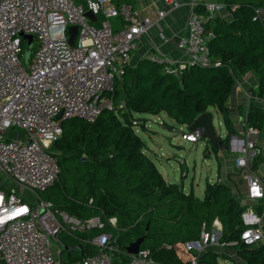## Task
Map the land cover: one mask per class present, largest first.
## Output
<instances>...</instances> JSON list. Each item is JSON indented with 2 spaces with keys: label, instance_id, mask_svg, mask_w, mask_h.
<instances>
[{
  "label": "built area",
  "instance_id": "2783aa9c",
  "mask_svg": "<svg viewBox=\"0 0 264 264\" xmlns=\"http://www.w3.org/2000/svg\"><path fill=\"white\" fill-rule=\"evenodd\" d=\"M134 1L138 0H0V264H61L65 243L58 235L89 229L98 230L84 240L95 246V252L71 264L120 261L113 253L115 238L104 229V220L78 218L38 193L50 187L60 173L50 146L62 132V120L77 117L91 123L103 110L114 107L110 93L115 81L131 64L138 38L152 26L151 18L142 15ZM163 2L173 9L180 6L176 0ZM188 4L186 31L177 41L182 57L148 56L164 63V73L178 77L191 64L212 63L208 44L214 34L206 30L204 21L224 7L218 0H189ZM197 5L204 14L194 10ZM87 11L95 15L94 20ZM166 13L162 8L158 16ZM262 13V8H256L254 15ZM115 18L120 19V28L111 22ZM70 26H77L74 45L68 41ZM24 35L32 36L30 46ZM25 51L31 55L26 67ZM245 98L248 104H264V95L251 90ZM244 125L243 136L232 135L228 147L236 154L235 166L245 180L248 203L241 213L240 241L253 246L264 242V184L252 169L258 129ZM203 135L202 127L179 131L188 143L198 142ZM107 223L115 226L116 218ZM221 229L215 219L211 228L201 230L199 240L183 243L189 264H197L196 253L223 246ZM124 255L128 258L125 264L150 262L148 250L139 248L136 254L125 250Z\"/></svg>",
  "mask_w": 264,
  "mask_h": 264
},
{
  "label": "trees",
  "instance_id": "16d2710c",
  "mask_svg": "<svg viewBox=\"0 0 264 264\" xmlns=\"http://www.w3.org/2000/svg\"><path fill=\"white\" fill-rule=\"evenodd\" d=\"M222 2L228 10L236 7L229 18L217 14L204 21L206 30L214 34L208 44L210 65L191 64L178 77L164 73V63L142 57L124 68L110 93L112 99L121 98L124 107L105 109L91 123L66 118L61 122V134L51 143L50 152L59 156L60 173L42 192L55 207L71 215L104 220V229L115 238L113 253L119 257L118 264L127 262L125 247L139 237H143L140 249L149 251V264H189L183 243L199 240L201 230L211 228L215 219L222 226L219 241L224 249L233 248L246 264H264V242L246 246L240 241L244 228L241 213L247 205L238 200L230 184L206 181L199 197L186 193L182 182L165 180L144 152V140L130 116L132 112H165L176 124L189 129L199 114L215 108L228 129L218 141L226 145L224 140L234 132L228 106L234 80L253 71L258 76L255 94L264 95V16L254 15L256 8L264 9V0ZM194 10L205 13L200 5ZM30 56L23 60L28 62ZM244 122L261 129L263 107L250 102ZM176 124L171 126L176 128ZM215 147L219 148L218 143ZM256 155L252 169L262 161L260 154ZM111 217L116 218L115 226L107 223ZM97 233L95 229L73 231L71 239L64 241L65 248L75 245L80 249L64 248L61 264L95 252V246L84 240ZM215 248L196 253L197 264H219L220 258L228 261L227 252ZM73 252L76 257L71 258Z\"/></svg>",
  "mask_w": 264,
  "mask_h": 264
},
{
  "label": "rangeland",
  "instance_id": "374dc122",
  "mask_svg": "<svg viewBox=\"0 0 264 264\" xmlns=\"http://www.w3.org/2000/svg\"><path fill=\"white\" fill-rule=\"evenodd\" d=\"M218 1L223 3L222 0ZM223 12L226 15L229 13L231 14V10H228L225 7L220 9L217 14ZM261 15L264 16V9ZM113 21L114 19H111V22ZM118 27L120 28L121 24H119ZM36 43V40H34L33 46H35ZM25 56H27V51L24 52V57ZM26 62L23 60L25 67ZM250 74H252L253 77L248 78V82L245 80L246 76L241 78L242 74H240L241 76L239 75L234 80L233 90H237L238 87H241V79H244V82L246 81L245 86L250 84V87L245 90L257 92L256 84L258 76L253 71H250ZM119 79L120 77L117 78V80ZM254 83L256 84L254 85ZM116 105L124 107L123 100L117 97L116 99H113V106ZM208 112L212 114L214 131L222 134L226 129L222 114L215 108H209ZM130 116L133 122L136 123L135 131L144 140V152L154 161L162 176L169 182H182L186 192L191 191L196 196H203L206 179L215 178V173L217 171V162L215 156L212 155L210 150L216 154L219 151V148L215 147V145L211 146L210 143L206 146V143L203 140H200L197 143H188L183 141L179 136L180 130L175 129V127L170 125L174 123V121H172L171 118L164 112H160L159 114L132 112ZM178 127L179 124H176V128ZM17 130L18 129L14 130V132H17ZM224 142L228 145L229 138L225 139ZM208 152L211 154L207 155ZM58 154L61 153L59 152ZM56 158H59V156H56ZM225 183L230 184L234 194L241 203L248 204L244 196L245 180L243 179L240 171L237 170L234 175H228V180H225ZM197 185H199V187ZM38 194L40 198L48 199L45 192H39ZM30 197H32V195ZM58 238L61 241L71 239V237L65 234V232L60 233ZM54 244H56V242H54ZM215 249L219 251L224 248L219 246ZM224 251L227 252L230 258L228 261L220 258L219 264H246L240 257H237L236 251L233 248L226 247ZM74 253L75 252H73V254ZM74 257H76L75 254L71 256V258Z\"/></svg>",
  "mask_w": 264,
  "mask_h": 264
},
{
  "label": "crops",
  "instance_id": "0c3cea01",
  "mask_svg": "<svg viewBox=\"0 0 264 264\" xmlns=\"http://www.w3.org/2000/svg\"><path fill=\"white\" fill-rule=\"evenodd\" d=\"M176 1L180 3V6L174 9L170 5H165L163 0H138L133 2L135 6L139 7L140 13L142 15L151 18L152 26L150 27L147 34H143L138 38L136 48L131 53V64L136 63L142 57L151 55H164L173 59L182 57V53L177 48V41L180 36L185 34L186 20L190 8L188 4L189 0ZM162 8L167 9V13L164 17H159L158 11ZM219 14H222L227 18L231 16L230 13L228 15H226L224 12ZM119 23L120 19L115 18L113 21V25L117 26L119 25ZM159 33L163 34V38L159 37ZM245 76L247 78H245L247 82L249 80L248 78L253 77V75L250 74V71L242 74L241 78ZM245 82L244 79H241V87H238L237 90H232V93L228 99V106L230 108L229 117L234 129V132H232L228 137L229 140L232 135L243 136V133L245 131L244 118L247 114L249 106L245 98V92L248 90L245 89H248V87H250V84H248V86H245ZM255 84L256 83H254V85ZM256 104L261 105L264 111V104ZM185 127V125H179V127L175 129L185 130ZM227 133L228 129L226 127L225 131L222 134L218 132L217 135L223 138L227 135ZM255 138L257 154H260V158L262 161L258 165V167L253 170H255L260 175L261 180L264 184V125L261 129H258V133L257 135H255ZM201 140L206 143V146L209 143L211 144V146L213 145L211 141L204 136ZM210 152L215 156L217 162V171L215 173V178H207L206 181H220L225 183V180H228V175H234V173L237 171L235 166L236 154L230 150L228 145H226V148H219V151L216 154L212 152V150H210ZM210 152H208L207 155L211 154ZM197 186L199 187V185Z\"/></svg>",
  "mask_w": 264,
  "mask_h": 264
},
{
  "label": "water",
  "instance_id": "95a60500",
  "mask_svg": "<svg viewBox=\"0 0 264 264\" xmlns=\"http://www.w3.org/2000/svg\"><path fill=\"white\" fill-rule=\"evenodd\" d=\"M118 1V0H116ZM86 15L94 20L95 15L91 11H87ZM68 34L69 38L68 41L70 45L75 44V39H76V34H77V26H70L68 28ZM24 38L27 39L28 46L31 45L32 42V36L31 35H24ZM27 54H29V51H27ZM60 117V114L58 115V118ZM197 127H202L204 129V137L209 139L213 145H216L218 143L219 148H226V145H223L222 142L219 140L218 141V135L214 131L213 124H212V114L208 111L203 112L199 114L194 121L190 124L189 130H194ZM143 237L137 238L135 241L129 243L126 247L125 250L128 254H136L140 248V243L142 241ZM80 246H66L65 250L70 251V250H79Z\"/></svg>",
  "mask_w": 264,
  "mask_h": 264
}]
</instances>
